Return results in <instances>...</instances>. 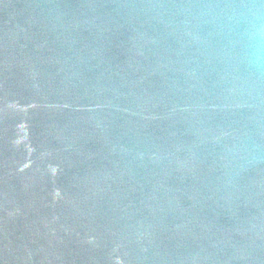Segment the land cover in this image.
Wrapping results in <instances>:
<instances>
[{"label":"water","instance_id":"95a60500","mask_svg":"<svg viewBox=\"0 0 264 264\" xmlns=\"http://www.w3.org/2000/svg\"><path fill=\"white\" fill-rule=\"evenodd\" d=\"M203 113L230 264H264V0H168Z\"/></svg>","mask_w":264,"mask_h":264}]
</instances>
